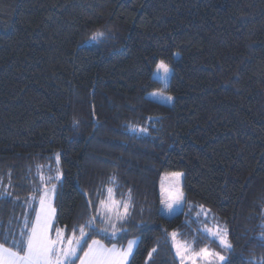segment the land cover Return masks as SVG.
Segmentation results:
<instances>
[{
    "label": "trees",
    "instance_id": "obj_1",
    "mask_svg": "<svg viewBox=\"0 0 264 264\" xmlns=\"http://www.w3.org/2000/svg\"><path fill=\"white\" fill-rule=\"evenodd\" d=\"M161 60L171 106L147 99ZM57 154L54 228L86 224L111 187L130 215L91 238L137 240L128 264H179L173 232L264 264V0H0V242L34 218L36 171ZM164 172L183 173L186 207L211 210L231 249L160 214Z\"/></svg>",
    "mask_w": 264,
    "mask_h": 264
},
{
    "label": "snow or ice",
    "instance_id": "obj_2",
    "mask_svg": "<svg viewBox=\"0 0 264 264\" xmlns=\"http://www.w3.org/2000/svg\"><path fill=\"white\" fill-rule=\"evenodd\" d=\"M103 35L102 32L96 33L94 38ZM155 71L162 72L166 78L171 69L168 64L161 60L156 64ZM168 99L171 100L172 98L168 97ZM73 123L75 125L78 122L74 121ZM140 131L146 132L147 129H140ZM56 159L58 162L59 154H57ZM172 175L178 180L182 174L173 173ZM39 179L41 184L35 187L29 197L32 202L38 204V207L33 209L34 218L30 221L28 219L24 221V229L19 233L18 238L13 237L9 241L8 237H4L3 242H0V264H77V261L79 264H128L129 257L133 254L134 241H129L126 249L117 248L115 245L109 248L100 240L92 239L91 236L95 234L97 219L109 221L115 217L116 220L123 221L130 215V193L129 200H116L113 188H107L106 200L100 201L104 213L101 215L98 210L97 215L89 218L86 224L80 225L78 228L74 227L71 234H66L65 228H54L57 219V209L53 203L56 185L51 184V181L60 179V173H57L55 177L48 176L47 181L40 173ZM162 191L165 195L163 202L166 204L168 212L171 213L174 210V205H179L184 199L183 193L175 186L167 190L162 189ZM5 196H12V193L0 192V197ZM111 227L113 229L112 235H115V223L111 224ZM77 231L79 235H77ZM102 231L107 233L108 229L105 228ZM206 231L216 237L224 248H232L231 242L226 238V229L217 228L215 231L206 229ZM171 236L180 264H186L187 261L196 264L197 258L208 262V264H211L214 259L220 261L225 259L219 252L206 247L200 248L198 251H190L187 243L176 242L177 233L173 232ZM261 239H264V236ZM89 240H91L90 243ZM155 251L153 249V252ZM151 255L152 253H149L150 257Z\"/></svg>",
    "mask_w": 264,
    "mask_h": 264
},
{
    "label": "rangeland",
    "instance_id": "obj_3",
    "mask_svg": "<svg viewBox=\"0 0 264 264\" xmlns=\"http://www.w3.org/2000/svg\"><path fill=\"white\" fill-rule=\"evenodd\" d=\"M96 41H98V40H96ZM171 74H172V70L170 71L168 76L165 78L164 74L162 72H156L154 69L152 78L154 80L158 81L162 85L163 89L162 90H156V91L149 93L147 95V99H149L153 102L165 105V106H171L173 104V97L165 91L169 87ZM165 79L167 81L166 84H165ZM168 97H171L172 99L169 100ZM40 173H42L43 176L45 177V181H47L48 176L55 177L57 175V173H60V179H58V180L53 179L51 181V184L56 185V193H55V197L53 200V203L55 206V200L57 199V195L59 193L61 183H62V179H63V173H62V169H61L59 161L57 162V159H53L50 162V165L38 167V169L36 171L38 179H39ZM173 173H181V172H164L160 176V180H159L160 214L163 217L170 219V218L179 216L182 213H184L187 217H189V218L191 217V218L195 219L197 221V223H199L198 225L200 227V231H201L203 236L208 238L210 241L215 242L220 247L224 248L223 246L220 245L219 240L216 237H214L210 232L206 231V229H212L213 231H215L217 228H219L220 230H224V229H226L224 223L211 210L206 209L204 207H201V205L187 204L190 206L186 207L185 195H184V191H183L184 175H183V173H181L182 175L177 180L175 177H173V175H172ZM37 182L41 183L40 179ZM49 186H51V185H49ZM173 186L179 188V190L183 193L184 199L180 202L179 205H174V210L171 213H169L167 210L166 204L163 202L165 200V195H164V192L162 191V189L167 190L168 188L173 187ZM173 190H175V188H173ZM106 198H107V196H106ZM106 198H105V200H106ZM37 207H38V204L36 203L35 208H37ZM99 213L101 215L104 213V209L101 206H99ZM98 220L100 221V224H101V227H100L101 230L105 229V228L108 229L107 233L102 231L106 235H112L113 229L111 227V224H113V223H115L116 227H115V235H112V236L114 237L119 233V224L122 221L116 220L115 217H113L109 221H102L100 219H98ZM226 238L228 240V232H227ZM131 241H134V246H133V253H134V250L137 246V240H131ZM170 242H171V245H172V248L174 251L175 258L177 259L178 263L180 264V259L176 255V250L173 247L174 241H173L171 235H170ZM176 242H182L180 239H178V236L176 237ZM127 246H128V244L125 246V249L127 248ZM224 249H226V248H224ZM210 250H212V249H210ZM190 251H193L191 247H190ZM220 255H222V254H220ZM222 256L225 258L223 261H220L219 259H214L211 261V264H223L226 261V257L224 255H222ZM131 257H129V261H130ZM129 261H128V263H129ZM186 264H191V261H187ZM196 264H208V262L197 258Z\"/></svg>",
    "mask_w": 264,
    "mask_h": 264
},
{
    "label": "crops",
    "instance_id": "obj_4",
    "mask_svg": "<svg viewBox=\"0 0 264 264\" xmlns=\"http://www.w3.org/2000/svg\"><path fill=\"white\" fill-rule=\"evenodd\" d=\"M110 248V247H109ZM118 248V247H117ZM125 248V247H124ZM131 259V258H130ZM79 264V263H78Z\"/></svg>",
    "mask_w": 264,
    "mask_h": 264
}]
</instances>
